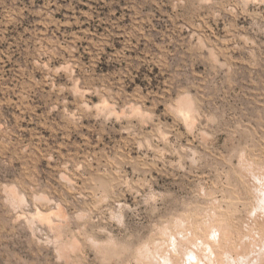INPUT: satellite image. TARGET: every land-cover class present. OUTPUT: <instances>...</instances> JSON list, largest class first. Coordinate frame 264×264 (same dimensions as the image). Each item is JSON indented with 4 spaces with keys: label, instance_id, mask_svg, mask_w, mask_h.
Here are the masks:
<instances>
[{
    "label": "clouds",
    "instance_id": "1",
    "mask_svg": "<svg viewBox=\"0 0 264 264\" xmlns=\"http://www.w3.org/2000/svg\"><path fill=\"white\" fill-rule=\"evenodd\" d=\"M0 264H264V0H0Z\"/></svg>",
    "mask_w": 264,
    "mask_h": 264
}]
</instances>
